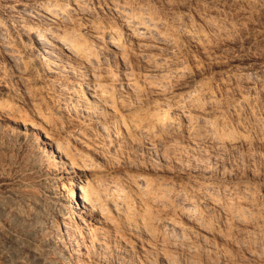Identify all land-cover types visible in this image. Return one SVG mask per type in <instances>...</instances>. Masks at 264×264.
<instances>
[{"label":"bare ground","instance_id":"6f19581e","mask_svg":"<svg viewBox=\"0 0 264 264\" xmlns=\"http://www.w3.org/2000/svg\"><path fill=\"white\" fill-rule=\"evenodd\" d=\"M15 2L2 10L7 18L0 15V57L14 69L6 79L9 92L16 98L10 81L15 77L32 107L20 110L0 92V118L26 129L31 137L43 134L51 148L40 149L37 162L55 169L56 179L62 177L59 184L45 186L48 204H22L15 213L27 216L32 230L58 218L61 226L49 247L61 259H67V252H81L94 262L115 242L122 249L137 247L142 264H174V256L183 257L184 264H202L198 237L211 223L199 199L238 219L243 211L232 195L239 188L219 191L205 184L194 194L174 192L165 180L149 175L150 165L138 162L137 151L154 149L158 135L173 126L167 112L171 104L144 114L134 109L151 87L166 96L174 94L168 68L181 62L186 38L201 43L206 35L173 11L161 14L158 9L156 14L147 0ZM206 22L223 34L222 21ZM139 67L143 73L136 72ZM139 77L146 81L145 88ZM31 80L42 81L44 96L31 89ZM198 91L186 95L193 102L216 101L214 95ZM181 101L173 104L180 102L183 110ZM261 129L264 132V126ZM32 155L34 159L38 154ZM241 192L247 194L248 189ZM119 251L113 247L110 252Z\"/></svg>","mask_w":264,"mask_h":264},{"label":"rangeland","instance_id":"374dc122","mask_svg":"<svg viewBox=\"0 0 264 264\" xmlns=\"http://www.w3.org/2000/svg\"><path fill=\"white\" fill-rule=\"evenodd\" d=\"M147 1L156 14L158 9L161 14L173 11L198 26L206 36L201 43L186 38L187 42L180 48L181 64L174 63L168 68L173 74L168 84L173 95L166 96L151 87V91L140 97L134 110L141 114L171 104L167 112L173 126L158 135L154 149L137 151L141 154L137 153L136 158L141 165L148 162L149 175L165 180L174 192L180 189L194 194L197 187L205 184H214L219 191L233 185L239 188L232 195L243 211L238 219L228 217L218 207L215 209L206 200L199 199V203L206 206L211 223L209 230L198 237L202 246L200 261L202 264H264V132L261 129L264 126V0ZM14 2L0 0V15L7 18L2 10L9 4L15 5ZM101 13L98 11V15ZM209 19L222 21L226 26L223 34L207 25ZM170 35L179 37L174 32ZM4 63L0 57V92L8 95L4 96L6 103L23 111L31 110V102L21 92L15 77L10 78L11 85L21 98L9 92L6 79L13 75L14 69ZM136 72L144 70L139 67ZM34 76L33 72L31 77L34 79ZM137 81L146 87L142 77ZM189 83L192 86L188 87ZM41 84L42 81L31 80L30 87L42 91L40 95L44 96ZM189 91L194 94L198 91L200 95L210 93L216 101L209 104L201 98L193 102L186 95ZM178 99L184 102L183 110L178 106L180 102L173 104ZM43 136L31 137L26 129L0 118V199L3 201L0 205V264H9L13 259L14 264H142L144 258L140 257L137 247L122 249L115 242L103 249L98 259L102 262L90 261L81 252H69L73 254L69 257L75 255L70 260L65 251L67 259H61L49 247L51 237L60 229L59 219L54 218L42 228L32 230L27 216L15 213L22 204L23 207L33 201L37 205L48 204L46 188L50 183L59 184L62 179L55 178V169L38 163V151L51 148ZM36 152L34 160L32 154ZM243 188L248 189L247 194H241ZM113 247L122 253L112 254ZM32 248L39 251L36 253ZM43 252L47 253L45 260L41 257ZM148 258L156 259L149 255ZM175 258L174 264H184L183 257Z\"/></svg>","mask_w":264,"mask_h":264}]
</instances>
